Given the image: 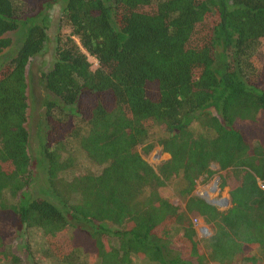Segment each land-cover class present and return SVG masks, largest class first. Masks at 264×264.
Instances as JSON below:
<instances>
[{
	"label": "trees",
	"instance_id": "16d2710c",
	"mask_svg": "<svg viewBox=\"0 0 264 264\" xmlns=\"http://www.w3.org/2000/svg\"><path fill=\"white\" fill-rule=\"evenodd\" d=\"M15 32L0 66V264H24L5 245L16 226L44 240L31 264H264V66L245 57L264 0H0V55ZM50 40L48 195L31 199L25 71ZM155 147L168 158L152 168ZM215 175L221 212L194 194ZM175 180L182 207L162 193ZM192 217L210 231L202 246Z\"/></svg>",
	"mask_w": 264,
	"mask_h": 264
},
{
	"label": "rangeland",
	"instance_id": "374dc122",
	"mask_svg": "<svg viewBox=\"0 0 264 264\" xmlns=\"http://www.w3.org/2000/svg\"><path fill=\"white\" fill-rule=\"evenodd\" d=\"M59 9L58 7H52L47 15L50 16V21L48 23L47 32L51 35H54L57 27V13ZM29 12L28 9L26 11ZM26 13V14H27ZM20 34L18 32L8 34L7 37L11 39V45L8 50L4 51L0 55V66L3 62L15 52L20 40ZM51 42V40H50ZM53 42L46 45V49L42 51L41 55L31 59L26 67L25 71V81H26V103H27V110H26V122L24 127L28 134V144H27V153L30 157V166H31V174H32V183L28 186L26 193L28 194L29 198H36V197H44L47 196V189H46V178H45V166L44 161L41 158L39 152V142L41 140V133L42 129V121L41 117L43 114L42 105L46 101L54 100L53 97L48 94L42 87L40 80H39V73L46 71L50 64L52 58V50H53ZM245 57L248 59V63H250V69L257 71L258 69L264 66V39L259 41L258 43L252 45L251 49L247 51ZM215 68H221V64L219 60L216 59L215 61ZM41 127V131L39 128ZM156 129L153 130V134L156 133ZM168 156L166 154L160 153V149L155 147L148 155L145 156V161L148 165L152 168H156L161 162L166 160ZM210 170L217 171L216 165H211ZM217 181V175L212 176L209 183L201 185L200 183L197 184L195 188L194 194L197 195L200 199L204 202H210L208 199H205L202 194L209 193V189L213 185V182ZM181 187V183L179 181H174L171 184H167V186L163 190V194L166 195L168 200L174 204L179 205V207L183 206V201H181L178 191ZM206 195V194H205ZM211 195V199H217L222 201V205L220 207H215L218 211H224L229 207L226 188L220 190L219 192L209 193ZM207 196V195H206ZM212 206V205H211ZM191 218V224L195 231V235L199 241L200 246H202L203 240L207 239L210 236V231L208 228L202 223V221L197 218L195 222ZM1 221H3V229L5 222H7L6 226L9 224L14 225L12 221L1 217ZM11 232V235L7 237L5 240V245L10 249V251L19 256L24 261V264H31L32 255L36 256L39 259L40 253L45 249L44 240L41 238V235L37 231H30V233H22L19 226H16ZM204 230V231H202ZM8 232V233H9ZM81 235V234H80ZM78 235L77 241L81 248H86L85 239H83V235ZM80 259L87 264H95L94 259L91 256L87 255H80ZM41 264H50L47 261L41 260ZM132 264H144L141 260L134 259Z\"/></svg>",
	"mask_w": 264,
	"mask_h": 264
},
{
	"label": "built area",
	"instance_id": "2783aa9c",
	"mask_svg": "<svg viewBox=\"0 0 264 264\" xmlns=\"http://www.w3.org/2000/svg\"><path fill=\"white\" fill-rule=\"evenodd\" d=\"M218 184H217V181H215V182H213V185L211 186V188L209 189V193H214V192H216V190L219 192V189H218ZM258 186H259V188L261 189V190H263L264 191V184H260V183H258ZM209 193L207 192V193H205V194H202L203 195V197L205 198V199H208L209 200V202H210V204L212 205V206H214V207H220L221 205H222V201L221 200H217V199H211V195H209ZM197 220V218H194L193 219V222H195ZM192 222V221H191ZM202 231H204V230H202Z\"/></svg>",
	"mask_w": 264,
	"mask_h": 264
},
{
	"label": "water",
	"instance_id": "95a60500",
	"mask_svg": "<svg viewBox=\"0 0 264 264\" xmlns=\"http://www.w3.org/2000/svg\"><path fill=\"white\" fill-rule=\"evenodd\" d=\"M206 202V201H205ZM207 204H209L208 202H206Z\"/></svg>",
	"mask_w": 264,
	"mask_h": 264
}]
</instances>
